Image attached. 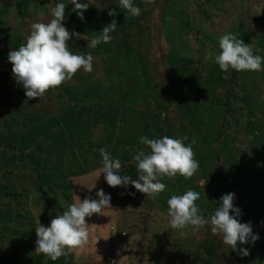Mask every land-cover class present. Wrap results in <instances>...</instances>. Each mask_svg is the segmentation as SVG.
<instances>
[{
	"label": "rangeland",
	"instance_id": "374dc122",
	"mask_svg": "<svg viewBox=\"0 0 264 264\" xmlns=\"http://www.w3.org/2000/svg\"><path fill=\"white\" fill-rule=\"evenodd\" d=\"M167 1L172 7L176 2ZM234 1L188 0L186 11L168 8L156 19L149 0H133L139 16L121 8L118 0H77L89 3L81 19L71 0H0V264L69 259L52 261L35 252L37 223L48 226L74 196L98 199L97 191L106 193L101 185L90 186L86 194L73 186V176L101 167L102 147L120 159L121 176L138 179L132 156L140 149L150 151L141 136H187L186 144L195 140L199 169L189 179L163 178L166 190L154 200L131 184L112 187L116 211L136 218L134 225L122 226L134 242L133 254L146 242L149 220L170 219L167 200L192 189L201 193L196 203L206 218L224 194L234 193L238 219L250 223L259 239L233 251L208 226L198 232L170 227L186 238L175 259L193 248L186 264H264V70L224 72L214 59L204 58L206 52L219 53V38L226 33L264 57V31L253 32L247 18L234 17L241 23L218 28L226 5L234 9ZM58 3L66 5L62 23L78 34L68 41L70 51L90 53L93 70L81 69L70 81L29 100L13 77L8 54L26 42L31 24L50 22V7ZM253 10L264 25V0H257ZM113 19L117 27L111 42L88 47ZM102 219L103 214L90 217V234L97 239L90 237L91 252L106 244L96 232L97 225L107 228ZM240 248L249 255L242 256Z\"/></svg>",
	"mask_w": 264,
	"mask_h": 264
},
{
	"label": "clouds",
	"instance_id": "9594fccd",
	"mask_svg": "<svg viewBox=\"0 0 264 264\" xmlns=\"http://www.w3.org/2000/svg\"><path fill=\"white\" fill-rule=\"evenodd\" d=\"M91 2L92 0H89V3ZM71 3L75 6L74 11L83 19V11L87 10L89 3H78L77 0H71ZM118 5L132 16L141 14V9L134 5L133 0H118ZM65 8L64 3L50 7L52 16L50 22L31 24L26 42L8 54L13 77L16 83L23 86L25 96L29 100L40 98L47 91L70 81L81 69L84 72L93 70V57L90 53L85 56L73 53L69 49L68 41L73 35L78 34L70 32L62 23L65 20ZM108 14L113 16L114 11H109ZM116 27L117 22L113 19L102 29L99 37L89 42L88 47H95L101 42L110 43L113 38L111 33ZM219 49V53L214 56L213 53L206 52L204 58L214 59L224 72L229 69L237 72L264 70L262 68L264 57L254 54L251 45L245 44L233 33H226L219 38ZM187 140V136L179 139L169 136L150 139L148 136H141L140 143L147 146L150 151L140 149L133 154L132 160L138 173V179L135 180L129 175L121 176L120 159L113 158L102 147L99 153L103 167L98 178L104 173V179L110 187L127 188L131 184L138 192L154 200L166 190V185L161 182L163 178L174 179L179 175L189 179L199 169L193 151L195 140L186 144ZM93 187L88 189L91 190ZM96 196L98 199L89 196L83 200L74 196V202L68 205L62 214L52 218L48 226L38 222L35 227L37 236L35 252L52 261L70 253L79 255L90 243V228L86 218L93 214L106 215L105 209L111 208V196L103 189L97 191ZM234 196V193L224 194L220 198V206L206 218L196 203L201 198L200 192L189 189L182 195L174 194L167 200L169 225L175 230L194 232L208 226L212 234L220 236L223 244L233 251L237 250L238 244L244 245L249 241L255 243L259 237L253 234L250 223H241L238 219L241 210L234 207ZM239 253L242 256L249 255L248 249L245 248H240ZM127 259L128 256H122L119 261H112V264H127Z\"/></svg>",
	"mask_w": 264,
	"mask_h": 264
},
{
	"label": "crops",
	"instance_id": "0c3cea01",
	"mask_svg": "<svg viewBox=\"0 0 264 264\" xmlns=\"http://www.w3.org/2000/svg\"><path fill=\"white\" fill-rule=\"evenodd\" d=\"M150 1L154 3V6L156 8L152 10V17H155L156 19L163 16L167 12L168 8H170L171 11L180 8H183L186 11L188 5V0H176V2L174 3L175 5L173 7L168 5L167 0H149V2ZM256 1L257 0H235L234 9L235 7L238 8V11L235 10L236 12L234 11V9L231 8L229 4L226 5V12L223 13V15L221 16V18L224 19V23L222 24L221 22H219L218 28L223 29L228 22L229 26L233 24L234 21H237L238 24H240V20L234 19L233 21L232 18L242 17L247 18V26L249 28H252L253 32L261 30L264 31V25L260 26L262 19L258 18V16H256L253 10ZM211 3L215 4V0H211ZM211 33L213 35V31H211ZM102 167L103 165H101V167L94 168L93 170H89L84 174H78L73 176V186L75 188V191H77L78 193L86 194L89 192L88 188L90 186L95 185L96 187L101 185L106 189V194L111 196V208L106 209V215H103L102 219L103 223L107 224V228L102 229L100 225L96 226V232L98 236L101 240L105 241L106 244L100 245V247L98 248L101 250L100 252L89 251L87 248L89 247L88 245L83 251L79 253V255H77L76 253H70L69 259H60L57 262L59 264H110V257L112 254V250L109 249L110 244L117 241H120L122 243L128 242V238H121L119 235L117 236L111 233L110 225L116 224L121 230H124L122 226L126 223H130L129 225H134L136 222V218H134V216L131 214H122L121 211H116L117 207L114 203L116 202V200L111 194L112 187H110L104 179L105 174L101 173L98 178L99 171L102 169ZM119 197L120 199L122 198V196ZM86 220L89 224L90 230L93 233L94 230L91 228V223L89 222L90 217H87ZM167 220V217L163 222H160V220H149L147 224V233L145 235L146 242L141 248H137L138 252L136 254H133L128 257L127 264H164V262L170 263V261L172 262L171 264H186L187 256L193 255L194 249L188 248V252H186V250H183L181 253L185 254L183 255L185 256V258L175 259L176 252L180 250V245L184 243L186 238H182L181 235L176 234L175 232L171 233L169 230L170 225H168L169 220L168 222H166ZM90 237L93 239V241H97L93 234H90ZM172 238L176 242L175 244H171L170 240H172Z\"/></svg>",
	"mask_w": 264,
	"mask_h": 264
},
{
	"label": "built area",
	"instance_id": "2783aa9c",
	"mask_svg": "<svg viewBox=\"0 0 264 264\" xmlns=\"http://www.w3.org/2000/svg\"><path fill=\"white\" fill-rule=\"evenodd\" d=\"M110 231L114 235H119L121 238H128V242L126 243L120 242L115 244L110 257V264H112V261H119L122 256H131L135 251V245L133 240L129 237L128 232L126 230H121L116 224L110 226Z\"/></svg>",
	"mask_w": 264,
	"mask_h": 264
}]
</instances>
